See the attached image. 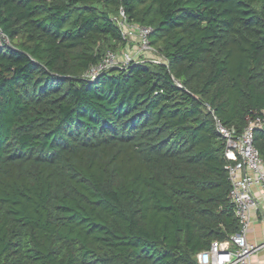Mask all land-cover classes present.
I'll return each mask as SVG.
<instances>
[{"label":"trees","instance_id":"1","mask_svg":"<svg viewBox=\"0 0 264 264\" xmlns=\"http://www.w3.org/2000/svg\"><path fill=\"white\" fill-rule=\"evenodd\" d=\"M121 9L162 62L92 82ZM254 116L264 0H0V264H200L241 230L217 120Z\"/></svg>","mask_w":264,"mask_h":264},{"label":"built area","instance_id":"2","mask_svg":"<svg viewBox=\"0 0 264 264\" xmlns=\"http://www.w3.org/2000/svg\"><path fill=\"white\" fill-rule=\"evenodd\" d=\"M115 20L119 23L124 38L137 41L136 48L124 54L122 64L115 53L108 52L104 61L86 75L92 82L106 69L124 68L142 53L145 57L142 60L162 62L161 58L156 59L150 55L156 53L150 43L152 27L130 24L123 9ZM263 125L262 117L254 116L249 119L243 132L239 133L217 120V130L225 140V155L229 161L226 165L232 186L229 198L235 206L241 230L228 240L214 241L210 249L199 253L197 258L200 264H251V256L264 247V244L257 245L248 240L254 214L264 206V160L255 146V132Z\"/></svg>","mask_w":264,"mask_h":264},{"label":"crops","instance_id":"3","mask_svg":"<svg viewBox=\"0 0 264 264\" xmlns=\"http://www.w3.org/2000/svg\"><path fill=\"white\" fill-rule=\"evenodd\" d=\"M133 43L135 44L134 45V50H135L136 42L133 41ZM248 240L249 242L257 245L264 244V206L263 205L254 214L253 222L248 231ZM251 264H264V247H262L258 252L254 253L251 256Z\"/></svg>","mask_w":264,"mask_h":264},{"label":"rangeland","instance_id":"4","mask_svg":"<svg viewBox=\"0 0 264 264\" xmlns=\"http://www.w3.org/2000/svg\"><path fill=\"white\" fill-rule=\"evenodd\" d=\"M136 43H137V41H136ZM120 54H123V52H121ZM142 58H145L144 56H142Z\"/></svg>","mask_w":264,"mask_h":264}]
</instances>
